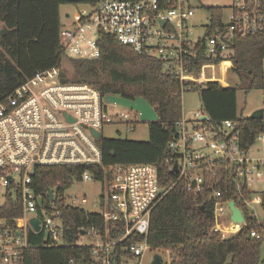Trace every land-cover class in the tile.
I'll return each mask as SVG.
<instances>
[{
	"label": "built area",
	"instance_id": "2783aa9c",
	"mask_svg": "<svg viewBox=\"0 0 264 264\" xmlns=\"http://www.w3.org/2000/svg\"><path fill=\"white\" fill-rule=\"evenodd\" d=\"M85 7L78 10L72 28L59 30L64 58L69 61L99 57L98 40L104 32L138 53L156 57L163 71L174 75L183 86L186 82L197 86L217 82L213 71L222 62L230 61L233 53L230 44L238 38H254L264 33V0H232L227 22H223L225 8L205 7L206 23L199 26L204 30L202 36L195 34L198 27L193 21L203 7L201 0H97L93 6ZM208 8L220 10V26L211 35L207 32L213 17ZM197 45L211 61L193 72L190 62L198 54ZM208 70L212 72L207 74ZM61 75L60 66L38 72L0 103V209L14 200L22 212L20 217L12 218L13 228L0 213V264L24 263L22 255L29 248L30 232L43 234L42 247L67 245L59 202L88 211L87 206L93 210L88 212L101 216L102 226L82 228L75 244L89 248L98 264H144V254L152 253L147 235L153 208L178 182L195 195L207 187L213 190L212 232L226 239L243 228L245 216L240 209L244 216L241 228L227 230L232 223L228 207L232 200L220 202L223 193L214 188L217 181L210 180L217 161L224 163L249 215L257 217L261 197L254 186L264 176V155L253 158L240 146L234 122H213L200 111L194 112L192 119L181 117L174 138L167 145L165 160L175 181L164 186L154 164H102L97 144L101 129L105 125H118L123 126L124 133H130L141 122L138 112L105 102L104 96L88 85L65 83ZM94 131L99 132L98 139L92 135ZM257 141L264 148V132ZM63 165L86 169L80 180H74L69 187L62 189L57 184L47 190L45 199L34 188L36 168ZM90 167H100L103 177L90 171ZM91 180L103 186L95 201L69 193L78 183ZM242 187L248 189L250 199L241 193ZM33 218L39 221L38 231L30 223ZM120 230L118 237L111 235ZM250 235L259 239L255 231Z\"/></svg>",
	"mask_w": 264,
	"mask_h": 264
},
{
	"label": "trees",
	"instance_id": "16d2710c",
	"mask_svg": "<svg viewBox=\"0 0 264 264\" xmlns=\"http://www.w3.org/2000/svg\"><path fill=\"white\" fill-rule=\"evenodd\" d=\"M97 0H0V28H6L0 37V103L13 92L43 70L60 66L63 50L59 42L62 27L59 7L61 5L93 6ZM264 8V7H263ZM213 17L211 35L220 26V10L208 8ZM101 54L94 60H69L73 75L63 82L84 84L96 89L101 96L116 95L132 100L142 97L155 109L158 120L146 123L147 141L124 138H100L104 166L134 163L154 164L158 167L160 182L170 186L175 181L173 172L165 163L167 145L174 138L177 122L182 117V89L198 93L202 112L213 122L230 120L237 125L240 146L248 150L264 132V116L254 120L238 110L236 95L264 89V33L254 38L236 39L230 44L232 72L236 75V85L223 86L219 82L208 81L204 85L186 82L183 86L172 74L166 73L156 57L138 53L120 43L107 33H100ZM198 46V45H197ZM198 54L192 59L190 70L198 72L203 63L211 60L198 46ZM139 122L136 123V125ZM211 182L217 181L216 190L222 191L220 202L232 200L245 216V225L234 235L221 239L213 233L214 203L213 190L209 187L195 195L184 189L183 183H176L162 200L153 208L149 221L147 244L152 253L169 251L170 264H264L261 248L264 245V223H258L249 215L235 186L231 184L224 163L215 162ZM85 166L37 167L33 175L34 188L47 198V190L62 185L69 187L74 180H80ZM103 177L102 169L88 168ZM245 198L251 196L242 187ZM261 208L264 213V192ZM63 213L65 247H42L43 234L29 233V248L23 251V264H98L89 248L76 246L78 233L92 225L100 228L101 216L84 209L72 208L59 202ZM0 213L7 219L9 227L13 217L22 215L20 204L10 200ZM241 228V227H240ZM255 231L256 239L250 235ZM122 231L113 233L118 237ZM141 239V237H137ZM134 239V238H133ZM130 239L129 241L133 240Z\"/></svg>",
	"mask_w": 264,
	"mask_h": 264
},
{
	"label": "rangeland",
	"instance_id": "374dc122",
	"mask_svg": "<svg viewBox=\"0 0 264 264\" xmlns=\"http://www.w3.org/2000/svg\"><path fill=\"white\" fill-rule=\"evenodd\" d=\"M232 0H201V3L203 4V7L198 10L196 13V17L193 19L195 25L198 27L195 29V34L197 36H202L204 33L203 28H200V25H204L205 17H207V10H205V7H221L225 8L224 10V16H223V22L228 21V16L230 14V10H228V7L231 5ZM86 7L84 5H61L59 7V15L61 17V24L62 27L66 28H72L74 25H72L73 22L76 21L78 17V10L79 9H85ZM264 63V61H263ZM61 73H64L67 78H70L73 75V68H71L70 61H68L66 58H62L60 63ZM221 67H217L214 69V76L220 77V81H223V75H224V69H220ZM222 70V72H221ZM209 71L207 74H209ZM219 80V79H218ZM226 81L230 85H236L238 83L236 75L232 72L231 69H229L226 72ZM237 104H238V110L242 111L244 116H249L252 112L258 110L259 108H264V89L263 90H257V91H250L248 93H244L242 90H239L236 95ZM182 101V117L192 119L194 112H202V103L199 98V95L197 92L189 90L182 94L181 96ZM264 116V115H263ZM123 126L118 125H105L101 131L100 135L102 138L107 139H116V138H124L128 140H138V141H147L149 139L148 137V126L146 123L139 122L135 129L130 133H124L123 132ZM260 148V141H256L253 146H251L249 153L256 154V150ZM264 150V149H263ZM255 191L258 192L259 196L261 197L260 204L262 202V193L264 192V176L258 181L255 186ZM103 189L102 183H97L95 180L87 181V182H81L77 184V187L75 189H72L69 193L71 195L75 194L78 198L86 197L90 201H95L98 196L101 193V190ZM252 196L249 197V199ZM86 209L88 211H93L91 208L86 206ZM226 215H228V211L226 210ZM257 220L258 223H264V213L262 211V208H259L257 211ZM241 224V223H240ZM239 225L231 224L229 227H227L228 230H234L237 229ZM84 243H88L86 240H83ZM159 252L163 256V260L170 263V256L169 251H155ZM153 253L146 252L144 256L142 257V263L146 264L147 261L150 259L151 255ZM264 256V245L261 248V257Z\"/></svg>",
	"mask_w": 264,
	"mask_h": 264
},
{
	"label": "water",
	"instance_id": "95a60500",
	"mask_svg": "<svg viewBox=\"0 0 264 264\" xmlns=\"http://www.w3.org/2000/svg\"><path fill=\"white\" fill-rule=\"evenodd\" d=\"M6 28H0V37L5 35ZM105 102L112 103V104H118L120 106H123L125 108H128L130 110H135L138 112L139 120L143 123H151V121H157V113L154 109V107L146 101L142 97H134L132 100L126 99L122 96H112V95H107L104 96ZM264 114V108H259L258 110L252 112L248 117L254 120L261 119ZM92 135L94 138L98 139L99 138V132H92ZM33 171V170H32ZM50 198H52V194L50 191L48 192ZM228 207L230 208L231 214H230V220L234 223L239 222L243 223L244 221V216L240 210V208L236 207L234 202L230 201L228 202ZM38 220L37 219H31L30 223L33 227L34 230L38 231L39 225H38ZM147 264H167L163 260V256L159 252H154L150 259L148 260Z\"/></svg>",
	"mask_w": 264,
	"mask_h": 264
},
{
	"label": "crops",
	"instance_id": "0c3cea01",
	"mask_svg": "<svg viewBox=\"0 0 264 264\" xmlns=\"http://www.w3.org/2000/svg\"><path fill=\"white\" fill-rule=\"evenodd\" d=\"M226 62L229 63V65L226 66L225 69H224V75H223V81H224V82L220 81V77H221V74H222V73L220 74L219 77H214L215 80H217V82H219V83L222 84L223 86H228V85H230V84L226 81V72H227L229 69L232 68V64H231L230 61H226ZM222 63H223V62H222ZM220 69H222V64H221V68H220ZM221 72H222V70H221ZM218 79H219V80H218ZM263 115H264V114H263ZM246 116H247V115H246ZM250 148H251V147H250ZM250 148L248 149L247 153H249ZM263 149H264V148H262V146H261V144H260V148L256 150V154H251V153H249V155H250L251 157H253V158H259V156H263V155H264V150H263ZM256 193L258 194V192H256Z\"/></svg>",
	"mask_w": 264,
	"mask_h": 264
},
{
	"label": "bare ground",
	"instance_id": "6f19581e",
	"mask_svg": "<svg viewBox=\"0 0 264 264\" xmlns=\"http://www.w3.org/2000/svg\"><path fill=\"white\" fill-rule=\"evenodd\" d=\"M229 65V63H227V62H223L222 63V67H223V69H225V67L226 66H228ZM233 224H236V225H239V227L237 228V229H234V230H232V231H237L238 229H240V227H241V224L239 223V222H236V223H234V222H232ZM231 223V224H232ZM228 230V229H227Z\"/></svg>",
	"mask_w": 264,
	"mask_h": 264
}]
</instances>
